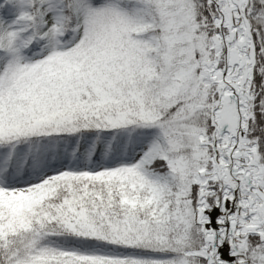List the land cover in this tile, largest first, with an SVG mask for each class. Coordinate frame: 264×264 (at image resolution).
I'll return each mask as SVG.
<instances>
[{"label": "snow or ice", "instance_id": "obj_1", "mask_svg": "<svg viewBox=\"0 0 264 264\" xmlns=\"http://www.w3.org/2000/svg\"><path fill=\"white\" fill-rule=\"evenodd\" d=\"M0 264H264V0H0Z\"/></svg>", "mask_w": 264, "mask_h": 264}]
</instances>
